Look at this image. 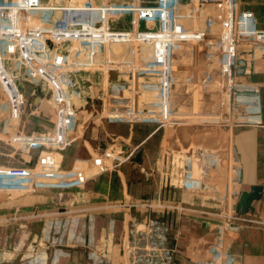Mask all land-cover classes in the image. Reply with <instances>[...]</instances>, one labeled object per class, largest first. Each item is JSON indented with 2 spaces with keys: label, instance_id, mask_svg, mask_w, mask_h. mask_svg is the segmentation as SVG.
<instances>
[{
  "label": "crops",
  "instance_id": "obj_1",
  "mask_svg": "<svg viewBox=\"0 0 264 264\" xmlns=\"http://www.w3.org/2000/svg\"><path fill=\"white\" fill-rule=\"evenodd\" d=\"M24 1L43 7L34 11L32 21H19L17 11L13 17L5 11L0 15V24L14 26L13 36H0L4 39L0 194L15 195L0 198V264H96L90 258L93 254L104 256L109 264H133L135 258L125 261L123 251L130 223L139 219L141 246L157 253L155 249L163 252L167 245L173 253L172 264H224L230 256L237 263L246 264L250 257L260 263L264 232L245 224L234 230L230 227L234 220L227 216L246 218L238 203L242 193L256 185L263 187V195L253 203L252 211L264 216V0H239L237 19L243 51L239 81L257 87L261 104L257 123L249 122L251 114L244 103L236 105L231 119L223 120L218 72L208 68L206 58H200L189 75L182 67L173 77L167 75L170 45L180 41L196 45L203 32L191 28L184 32L183 23L173 19L170 33L166 15H142L135 10L164 5L168 0ZM183 2L198 9L195 0ZM7 4L0 1L1 7H12ZM62 25L68 27L65 37L58 36ZM9 45L13 51L7 54ZM7 56L14 63L9 75L4 66ZM57 58L63 64L56 65ZM178 72L183 73L182 81L191 80L190 97L179 91L184 84L179 83ZM66 79H72L74 86L66 87L63 95L59 89ZM168 79L173 82L176 103L187 100L170 116L157 87ZM123 82L145 84L142 90L150 95L144 99L143 111L148 116L142 123L130 124L125 136L120 130H110L112 123L106 119L102 133L114 134L116 139L112 138L110 147H103L101 162L93 169L92 161L79 160L86 127L78 115L92 100L99 105L96 118L114 115L117 95L113 87ZM154 88L157 92L152 95ZM189 100L193 105L188 109ZM3 103L9 111L1 110ZM19 103L25 105L20 112ZM205 103L207 111L203 112L199 105ZM139 142L142 147L137 149ZM40 149L46 153L40 156ZM134 149L141 154L121 171L119 165L131 160ZM46 188L62 189L54 200L65 206L67 216L78 218L82 225L92 217L96 228L90 232L93 240H87L88 231L81 227L85 234L77 233L78 239L71 240L76 232L71 230L69 254L55 257L53 250L46 251L43 262L38 227L27 219L33 216V207L52 204L54 193L44 192ZM139 201L159 202L163 207L129 206ZM14 207L24 211L14 213ZM161 225L168 228L165 234ZM159 228L163 239L169 238L163 247L155 238ZM152 242L156 243L151 246ZM133 246L138 247L137 241ZM32 247L36 249L28 251Z\"/></svg>",
  "mask_w": 264,
  "mask_h": 264
},
{
  "label": "built area",
  "instance_id": "obj_2",
  "mask_svg": "<svg viewBox=\"0 0 264 264\" xmlns=\"http://www.w3.org/2000/svg\"><path fill=\"white\" fill-rule=\"evenodd\" d=\"M198 3V7L200 6V10L203 11L205 16V29L199 36L198 44L184 43V42H175L170 45L169 54L170 56L167 59V75H174V71L181 70L180 68H185L183 70L185 74H190L192 70H195L200 58H206L208 61L209 69H213L218 72V89L220 93V107L223 112V120L228 121L232 118L234 114L235 107L238 103H244L247 105V112L251 114L249 118V122L257 123L259 121V114L261 112V104H260V96L258 94L257 87L251 85L249 83H241L239 81V77L242 74L240 70V60H242L243 51L241 48V43L239 41L237 35V19H238V11H239V0H195ZM180 0H168V2L164 5L160 6H140L135 10L138 14L149 15V14H166L168 11L175 9ZM43 7H37L36 5L29 4L24 0H18L16 5H12L10 8H5L0 6V11L5 9H13L14 12L17 11L18 20H26L32 21L34 11L37 9H42ZM116 9V8H114ZM68 33V27L66 25H62L58 27V36L65 37ZM171 33V32H170ZM203 48H208V50H202ZM9 49L13 51V45H9ZM212 49V50H211ZM1 54V52H0ZM55 64H63V60L61 58L55 59ZM146 74V73H145ZM5 75V74H4ZM179 83L184 84L181 89H179L180 93L187 92L191 96V89L188 84L191 80L182 81L183 73L178 72ZM6 77V76H5ZM5 79V78H4ZM211 78H209L210 82ZM168 79L165 82L161 83L160 86V96H161V104L168 115H171V111L174 109H178V104L185 103L187 100L183 98L184 102H177L176 97L174 96L175 89L173 87V82ZM149 83V82H147ZM178 83V82H177ZM145 84L142 83H126L114 85V89L119 86L128 88V97L130 95V101L133 105H136L142 101L141 98H145L147 95L146 91L142 89ZM74 81L72 79H66L64 82V86L59 89L60 92L64 95L66 91V87H73ZM148 87V85H146ZM142 91V94H141ZM16 96L18 94H15ZM117 96V99L122 97ZM19 97V95L17 96ZM186 97V96H183ZM181 101V100H180ZM18 103V99H17ZM22 103V102H21ZM21 103L17 104V109L20 112L23 110L25 105H21ZM174 106V108H172ZM177 106V108H176ZM114 115H110V119H114L116 121H129V122H141L146 120L145 116L143 120L137 119L138 111L135 108H129L126 111H121L116 113L114 111ZM163 114H165L163 112ZM129 206L142 208L143 206H154V207H163L161 203H131ZM180 209V207H175ZM230 218H233L237 221H244V217L242 216H233L228 215ZM227 216V217H228ZM141 236H143V231ZM137 249H136V258L135 264H146L145 259L149 260V258L153 257V250H149L147 247L141 246V239L137 241ZM143 250H145V254H142ZM149 252H152L151 254ZM146 258H143L144 256ZM147 264H152V260L150 263L147 261Z\"/></svg>",
  "mask_w": 264,
  "mask_h": 264
},
{
  "label": "rangeland",
  "instance_id": "obj_3",
  "mask_svg": "<svg viewBox=\"0 0 264 264\" xmlns=\"http://www.w3.org/2000/svg\"><path fill=\"white\" fill-rule=\"evenodd\" d=\"M0 1L6 2L10 5H14L16 0H0ZM28 1H32V0H28ZM151 7H153V6H151ZM4 11L7 13V16L13 17V15H14L13 9L2 10V11H0V15H3ZM166 14L168 15V31L169 32H171L172 28H173V19H176L178 22L180 20L183 23L182 27H183L184 32H185L186 28H191V29H193V31H198V30L203 31L202 29L205 26V22L199 18L202 16L205 19L203 11L200 10V6L198 7V9L193 10L190 7H188V3L183 2V0L182 1L180 0L178 6L175 9L168 11ZM0 26H1L0 36L5 35L6 33L9 36H13V29H14L13 24H7L6 26L4 24H0ZM2 28H7V29H2ZM3 44H4V39H0V49H1L0 50V52H1L0 62L2 60H4V56L2 53V50L4 49ZM202 50H206V48H203ZM11 51H12V49L10 50L9 48H7V54H9V52H11ZM6 59H8V61H6V63L4 61V66H5V69L7 70V74H8V70H10V71H11V69L14 70V63H13V61H11V58H9L8 56ZM5 78L8 79L7 77H5ZM106 88H108V87H106ZM106 91H107V89L104 90V93ZM156 92H157L156 88L151 89L152 95L156 94ZM1 93H2V90H1V86H0V95H1ZM114 93L117 96H121V93H123L124 95H123V98L120 97L114 101L113 110L121 112V111L128 110L130 107L131 108L133 107V108H135L136 111H140L137 113V116H138L137 119H139V117H141L139 120H143V118L145 116H148L147 113H144V111H143V109H144L143 105H144V103H146V100L144 101L145 98H141L142 101H140L137 104V108H136V105H133V103H131V101H130V95L128 97V88L119 86L118 88H116L114 90ZM141 94H142V91H141ZM147 95H150V93H148ZM182 96L190 97V95L187 94V92H184L182 94ZM195 98H196V96H195ZM182 101L184 102V100H182ZM189 102L191 104H187L188 109L193 105V103L190 100H189ZM3 104H5V105H4V107H2L1 110L9 111L8 104L7 103H3ZM94 105L95 104L92 100L91 104H89L87 106V110L82 112V114H80V116L78 115L79 120H81L82 126L86 127L85 138L83 141L80 142L81 143L80 146L84 145V148L82 146V151L79 152L80 153V159L79 160H81V162L87 161L88 163H91V161H92L93 169H95V166H99V164L101 162V155L103 154V150H105V148H103V147H105L106 145H109L107 147H110V143H114V142H112V138L116 139V137H114V134L109 136L108 134H103L104 132L102 133L103 122L106 119L108 121H111L112 124L108 125L109 129L111 130V128L112 129L115 128L114 130H120L119 132L121 133L120 135H122V136H125L126 133L129 132L128 127H130V124L135 123L134 121L133 122L116 121L114 119H110L109 116L111 115V113L109 115L107 114V116L104 115L103 119L96 118L97 115L95 112L98 110L99 105H95V106ZM184 105H186V104L182 103L180 105L178 104L177 106L179 108V107L184 106ZM177 106H176V108H177ZM194 106L198 109L197 103H194ZM199 106H201L203 112L207 111L206 103H205V105L200 104ZM172 108H174V106ZM10 111H11V109H10ZM156 122H158V120H156ZM204 123L208 124L207 121H204ZM138 137L141 138L142 135L140 134V135H138ZM135 147H138L137 149L141 148L142 142L135 144ZM137 149H134L132 156L130 158L131 159L130 161L122 163L123 166L119 165V168L121 171L123 170L124 165H132L131 161H132L133 157L136 159V157L141 154V153H139V150H137ZM42 153H43V151L40 149V156ZM45 153H46V151L44 150L43 154H45ZM96 157H98V158H96ZM169 170H171V167ZM167 172H169V171H167ZM47 191H53V193H54V196L52 197V204L49 205L50 207L49 208L47 207V203H41L39 208H37V206L33 207V209H32V211H33L32 215L33 216H31L30 218L27 219V221L29 223H33L38 227L37 228L38 229V247L43 248V250L40 249V251H44V252H42V256H44V258L42 260H40L43 262H46V260H47L46 259L47 256L45 255L46 251L51 252L53 250L55 253L54 254L55 257H60L63 255L69 254L67 251L70 249V246L68 245V240H70L71 230L76 231V232L72 233L71 240L78 239L77 233L85 234L81 230H79L80 227L88 231L87 232V240H93L90 236V232H91V230H94L96 228L95 224H94L95 219H93L92 217H88L87 218L88 223L87 224L84 223V225H82L78 222V218H74L72 216H67L68 214H67V211L65 209V206L63 204H61L60 202H57L58 200H54V198H56L55 193L62 191V189L56 188V191H55L53 189L46 188V190L44 192L47 193ZM40 193H41V191H40ZM6 196H8L10 198H15L14 197L15 195L13 196V194H10L7 192L0 194L1 199H4ZM13 200H15V199H13ZM118 202H121L122 203L121 205H123V206L127 205V204H125V202H122V201H118ZM139 202H136V203H139ZM136 203H134V204H136ZM130 207L134 208V206H130ZM13 210H14V213L24 211L22 207H19V208L14 207ZM245 215H246V218L244 217L245 220L242 222L237 221L233 218H230L231 221L234 220L233 223L236 222V224L231 223L230 227L233 228L234 230H238L239 228L242 227L240 224H245L248 227L253 226V228L255 227L256 229L262 230V232H264V216L260 215L259 213L253 212V211H250ZM229 217L230 216H228V219H229ZM64 219H66V220H64ZM157 222H156V225H157ZM140 225H141V219H139V221H131V223H130L129 238L126 240L127 246L124 248V251H123L124 252L123 254L125 255V261H130V259H132L131 261H133V258H136L137 247L133 248L134 247L133 245H134V241H139L140 239H142V236H141L142 228H140ZM161 228L163 229L164 234H165V231L168 230V228L166 230H164V227H162V225H161ZM25 230L30 233L29 227H26ZM113 230H115V228H113ZM22 235L25 236V233H22ZM165 237H166V235H165ZM155 238L157 239L158 245L160 247H163L164 245H166L168 243L167 241L169 240V238L163 239V234H162L160 228L158 229V238L157 237H155ZM152 240H153V238H152ZM256 240H259V238H256ZM155 243L156 242H152L151 246H153ZM35 249L33 247L28 248V251H34ZM261 249H262V251H264V245L262 246ZM158 250L155 249V251L157 253H152L153 257L152 258L150 257L149 260L147 259V261L149 263L151 260H152V264H172L173 263L172 262L173 260L170 258L173 255V253H170V251H168L170 249L167 245H166V248L163 249V252H158ZM164 250H165V254H166L165 258L163 257ZM174 250L175 249H173V252H174ZM143 252H144V254L146 253L145 250H143ZM158 253L159 254L161 253V255L159 256ZM40 255H41V253H40ZM90 258L91 259L93 258L92 260H93V262L95 261L96 264H109V262L107 260H105L104 256H98V254L97 255L93 254L92 257H90ZM250 258H251L250 261L249 262L247 261L246 264H264V257L262 259H260L261 260L260 263H254L255 262L254 259L252 257H250ZM169 259H171V260H169ZM246 259H247V257H246ZM248 260H249V258H248ZM147 261H146V264H147ZM133 264H135V260L133 261ZM224 264H244V263H240V262L237 263L235 261L234 257L230 256V261L225 262Z\"/></svg>",
  "mask_w": 264,
  "mask_h": 264
},
{
  "label": "water",
  "instance_id": "obj_4",
  "mask_svg": "<svg viewBox=\"0 0 264 264\" xmlns=\"http://www.w3.org/2000/svg\"><path fill=\"white\" fill-rule=\"evenodd\" d=\"M263 187L256 185L251 187L250 191H244L238 203V209L242 214H247L253 210V203L262 198Z\"/></svg>",
  "mask_w": 264,
  "mask_h": 264
}]
</instances>
